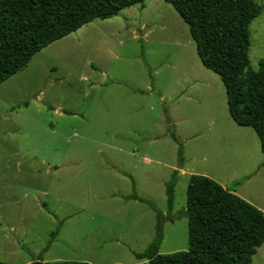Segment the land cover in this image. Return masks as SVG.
I'll return each instance as SVG.
<instances>
[{"label": "rangeland", "instance_id": "1", "mask_svg": "<svg viewBox=\"0 0 264 264\" xmlns=\"http://www.w3.org/2000/svg\"><path fill=\"white\" fill-rule=\"evenodd\" d=\"M254 1L261 13L249 26V65L257 70L264 0ZM175 170L169 213L165 184ZM193 174L264 212L259 140L230 118L219 76L163 0L83 25L0 84L2 263L144 264L134 254L155 239L157 214L159 253L186 251ZM250 264H264V243Z\"/></svg>", "mask_w": 264, "mask_h": 264}, {"label": "trees", "instance_id": "2", "mask_svg": "<svg viewBox=\"0 0 264 264\" xmlns=\"http://www.w3.org/2000/svg\"><path fill=\"white\" fill-rule=\"evenodd\" d=\"M144 1L0 0V84L26 67L37 52L51 43L95 19H109ZM163 1L187 25L201 64L219 76L230 118L238 126L253 129L264 156V59L259 61L257 70L249 65V26L260 15V6L254 0ZM177 155L181 169L184 163L181 147ZM176 176L177 170L165 184L169 213ZM185 213L186 251L159 253L163 215L157 214L156 237L144 252L134 254L136 259L146 260L144 264H250L257 248L264 243V213L204 175H190Z\"/></svg>", "mask_w": 264, "mask_h": 264}, {"label": "crops", "instance_id": "3", "mask_svg": "<svg viewBox=\"0 0 264 264\" xmlns=\"http://www.w3.org/2000/svg\"><path fill=\"white\" fill-rule=\"evenodd\" d=\"M221 186H222V185H221ZM232 192H234V193H235L236 191L234 190V191H232ZM235 194H236V193H235ZM239 197H240V196H239ZM258 209H259V208H258ZM260 210H261V209H260ZM261 211H262V210H261ZM262 212H263V211H262ZM263 213H264V212H263Z\"/></svg>", "mask_w": 264, "mask_h": 264}]
</instances>
